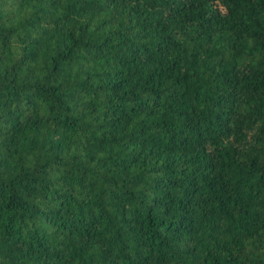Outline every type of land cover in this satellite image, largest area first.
I'll list each match as a JSON object with an SVG mask.
<instances>
[{
	"label": "trees",
	"instance_id": "16d2710c",
	"mask_svg": "<svg viewBox=\"0 0 264 264\" xmlns=\"http://www.w3.org/2000/svg\"><path fill=\"white\" fill-rule=\"evenodd\" d=\"M0 264H264V0H0Z\"/></svg>",
	"mask_w": 264,
	"mask_h": 264
}]
</instances>
